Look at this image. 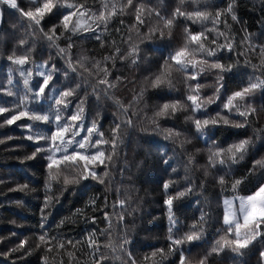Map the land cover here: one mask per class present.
<instances>
[{
    "label": "trees",
    "instance_id": "obj_1",
    "mask_svg": "<svg viewBox=\"0 0 264 264\" xmlns=\"http://www.w3.org/2000/svg\"><path fill=\"white\" fill-rule=\"evenodd\" d=\"M64 2V0H61ZM68 3L83 5L79 11L85 15L81 18L82 23L91 26L97 34L101 35L103 47L101 43L90 36L88 32H82L79 35L73 36L71 43L73 44L71 54L73 61L78 56L83 55L95 60H100L105 55H112L115 48L112 42L115 41V47L120 48V53L127 51L130 44L138 45L137 63L132 64L131 58L123 61L117 59L115 67L112 63H108L111 75L109 80L114 81L116 77L121 80L114 89V94L124 104H129L134 94L140 92L141 87L144 88V95L138 104H135L136 115L132 116L129 112V117L132 119V125L127 128L122 126L123 143L118 149V156L115 158L114 165H110L111 183L106 178L105 185L110 189L105 193V185H98L89 180L78 185H69L67 189L62 191V194L57 190L54 195H59L58 202L48 209V219L45 231H48L50 236L71 240L73 243L82 241L84 237L91 231L95 230L99 237V243L103 245L106 242V237L100 235V230L107 227V223L103 219V211L101 206L105 195L108 199V207L103 209L112 215L111 205L117 199V189L120 190L121 198L125 189L130 190L132 200L129 202V211L131 215L125 214L122 223H118L113 217V227L115 232L113 235L123 233L127 230L128 239L131 243L128 245V250L139 261L140 257L145 253H150L156 248H165L167 250L166 235H167V217L166 209L163 201L166 198L165 191L162 188V182L165 180L174 181L170 184L168 195L175 196L179 191H183L189 187L186 180H191V191L184 197L173 201V213L177 220V227L180 233L183 234L189 230V225L198 221L201 211L207 214L206 223L204 225L206 234L204 243L198 248H192L191 257L193 264L199 260L200 256L211 246L214 239L218 238L217 230L222 227L223 206L222 200L225 196L233 195L230 182L233 178H239L246 174L251 167L252 156L259 158L264 155V140H256L253 134V128L264 126V93L256 91L251 97L245 98V103L250 104L257 109L256 115L259 117L251 126H246L245 129L230 128L216 132L214 139L225 143H233L238 139L252 138L254 147H250L249 155L244 161L232 166V175L225 176L228 186L222 191L220 186L213 178L216 175H223L224 172H217L215 169L209 168V175H204L205 166L207 165L206 144L202 142L195 134V129L190 122L185 121V116L191 115V109L186 108L183 112H177L172 116L161 117L158 121L161 128H174L183 133L181 139H185L187 143L183 148L178 143L166 140L163 135L152 131L154 127L149 119L153 113L158 110V106L170 100L184 101L186 87L194 82L185 81V73L177 71L173 67L171 71L172 88L164 87L163 89H154L150 86L151 79L154 74L158 73L160 65L163 64V58L168 55L169 50H174L183 46L184 36L183 29L187 26L192 31H202L198 24L188 22L186 25L182 22H177L169 37L167 31L165 38L161 40L159 33L152 35L150 40H145L144 37L149 35V28L158 25V20L153 12L148 14L147 9H154L159 12L160 16L167 17L170 11L177 6L178 0H133V5L143 4L145 6L143 13V25L139 26V33L135 30L129 32V28L136 23L135 9L129 6L124 14L117 15L109 22L107 30L104 25H98L92 16L93 13L99 14L101 10V0H66ZM118 4L126 3V0H115ZM19 7L25 11L40 7L43 0L38 3H33L31 0H17ZM238 9L237 16L239 23H234L229 18L228 23L235 35L236 42L243 35L241 28H246L249 33H260L264 25L261 20L264 19V12L261 9L260 0H237ZM186 8L182 10L191 11L193 5L185 0ZM255 8V10H253ZM212 9L209 8V11ZM53 13L46 14L41 20L40 27L47 32L53 26L57 28V35L60 34L59 17ZM76 17H73V21ZM123 21V23H121ZM208 28L212 25L207 24ZM223 30V26H220ZM116 29H119L117 32ZM31 33H34L32 35ZM68 34L65 33V36ZM65 36L56 42L61 48L67 46L68 40ZM131 37V39H129ZM24 39L25 45H19L18 40ZM212 36H208L210 41ZM34 41V43H33ZM222 39L217 43H222ZM254 43H262V40H255ZM206 47L209 45L206 43ZM31 48L29 63L25 65H14L7 60L9 55L15 53L16 56L26 54ZM193 49L190 47L189 51ZM242 49L237 48V52ZM237 52L224 53L221 56L222 63H234ZM219 55V54H218ZM195 59L199 60L202 57L196 54ZM207 59V57H203ZM252 63H259V58L256 55L249 56ZM48 62V67L55 65L56 71L53 74V79L50 81V87L46 88V93L51 97V87H59L63 90L68 84L63 76L64 59L58 54L56 48L45 40L42 34L35 28L27 27V20L21 19L16 9L8 6H3V18L0 19V85L6 89L8 72L12 70V79L15 87L9 90L13 93L22 94L23 78L20 77L19 71H27L31 69L32 78L30 86L35 85L41 78L37 75L38 69L36 65ZM243 63V57H241ZM86 67L91 68L88 64ZM191 74V70L188 75ZM259 75V72L256 73ZM252 75V70L248 69V75L243 77L241 82L240 75L225 77L227 81L225 89L239 90L241 87L247 86L248 76ZM89 85L94 83V79L87 77ZM196 81L203 87L200 90V96L203 98L212 97L216 88V73L214 70L205 71L196 77ZM19 89V92H18ZM81 89L78 91V96H83L86 91L89 95L85 108L84 125L90 126L92 119L96 118L100 126V130L108 137V129L113 126L114 117H119L121 114L110 100L103 98V93L99 95L101 99L97 106L96 97L92 94L91 86L85 87L81 83ZM35 91V88L33 89ZM223 91V90H222ZM230 94V92H229ZM14 96L6 95L5 91H0V106L7 108L12 107ZM31 99V98H30ZM71 99V98H69ZM78 100L72 99L70 109H74ZM49 100L43 96L39 101H32L30 108L35 105H42L44 110L49 107ZM219 101L208 105V111L213 113L218 110ZM40 111L39 108H36ZM99 112L97 118L95 113ZM70 114V113H69ZM9 114H0V125H3V119ZM199 118V117H197ZM251 119V117H250ZM24 120L17 121L12 125L0 126V253H6L9 249L15 247L21 240L27 238V243L24 248L18 252L11 253L8 256L0 255V264H42V257L45 256L43 246L37 248L38 243L36 237L41 234L39 227L40 212L44 199V169L41 161L24 160L26 155H29L34 149L31 142L26 140V136L30 133L23 126ZM39 131H47L46 128L35 129ZM86 135V132H81V136ZM9 137L11 139H9ZM199 150V151H197ZM107 153V150H105ZM192 157V163H188V157ZM169 158H171L169 160ZM163 160H168L169 165L163 163ZM173 169L176 171L173 172ZM187 169V170H186ZM103 170V166L97 169L98 173ZM227 169H225L226 171ZM260 178V173L251 176L248 182L240 185L238 194H248V189H251L256 181ZM203 182V186H201ZM28 183L33 191L21 192L13 191L17 184ZM55 189V186H54ZM99 196L97 200V209L94 211L91 208L85 209V204L90 196ZM17 202H20L19 204ZM77 209H84L83 215H76ZM132 209H136L132 211ZM119 210V206H117ZM95 216L96 221L93 222L88 217ZM68 218L65 223L59 228L57 225L61 220ZM15 233V235H12ZM219 234H223L222 232ZM231 238V237H230ZM187 247V246H185ZM31 249V253L27 251ZM66 251L74 252V259L70 260L65 254V250L61 251L60 256L55 252L49 253V260H63V264H85L88 259V248L83 245H77L76 249L67 247ZM101 251L105 249L101 248ZM264 251V247L259 244L252 248L243 257L234 258V254L230 251H225L220 256H210L208 264H258L260 260V252ZM186 257L189 253L185 252ZM110 264H120L119 261L112 260L109 254ZM126 259V257H124ZM178 256L167 257L164 264H172ZM264 264V261H261Z\"/></svg>",
    "mask_w": 264,
    "mask_h": 264
},
{
    "label": "snow or ice",
    "instance_id": "obj_2",
    "mask_svg": "<svg viewBox=\"0 0 264 264\" xmlns=\"http://www.w3.org/2000/svg\"><path fill=\"white\" fill-rule=\"evenodd\" d=\"M31 2L38 3L39 0H31ZM252 2L255 4V0H252ZM188 3L193 5V10H182L186 8L185 0H178L177 6L170 11V15L167 17L160 16L159 12L154 9H147L149 15L155 12L159 23L157 26L149 28V35L144 37L145 40H150L155 33H159V38L163 40L166 31L170 37L174 24L177 22H182L185 25L191 22L194 25H200L202 28V31H192L187 26L184 27L183 46L169 50L168 55L163 58V64L160 65L158 73L154 74V78L150 82V86L154 89L172 88L170 77L171 71L175 67L177 71L186 74V82L189 80L194 82L186 87L184 101L175 99L165 102L159 105L158 110L148 119L154 126L152 131L160 133L166 140L178 143L183 148L184 144L187 143L185 139H181L183 133L174 128H161L158 121L161 117L172 116L190 107L192 114L185 116V121L191 123L196 136L206 144L207 165L205 166L204 175L206 177L209 175V168L215 169L217 172L223 171V175L213 177L223 191L229 184L225 176H231L232 166L245 160V157L249 155L250 147H254V141L252 138H245L238 139L233 143H225L213 137L216 132L221 130L230 128L245 129L246 126H251L259 118L256 115L257 109L244 101L246 97H251L258 90L264 93V42L259 44L253 42L255 40L264 41V27H262L260 33H249L246 28L242 27L243 35L239 44H237L235 35L228 23L229 18L232 22L239 23L236 14L238 9L237 0H188ZM260 3V10L264 12V0H260ZM3 6L16 9L22 20L26 18L27 27L35 28L50 45L56 48L58 54L64 59L63 76L68 84L73 85L72 87L65 85L63 90L59 87H51L52 95L49 97L46 88L50 87L53 74L58 70L55 65L49 68L47 61L36 65L37 75L41 80H38L35 85L30 86L31 69L26 72L19 71L20 77L23 78L22 94L13 93L9 90L16 86L13 83L11 69L8 72V88L6 89L3 85H0V91H5L6 95L15 97L11 108L0 106V114H9L3 119V125H12L26 118L23 126L30 133L26 136V140L31 142L34 150L26 155L24 160H39L44 169V199L39 209L41 234L36 237L38 241L36 247L43 246L45 251L42 264H63L62 259L49 260L48 258V254L53 252L60 256L62 250H65V254L70 260L74 259V252L66 251V249L67 247L76 249L79 244L85 245L89 250L85 264H110L109 254L112 260L119 261L120 264H164L167 257L174 254L178 256V259L173 261L172 264H193L191 250L200 247L204 243L206 234L204 225L207 214L201 211L198 221L189 225L187 232L180 233L173 213V201L184 197L191 191V180L187 177L189 187L177 192L175 196L167 194L170 184H173L174 181L165 180L162 182V188L166 196L163 203L167 206V250L165 248L153 249L150 253L143 254L139 261L128 250L131 241L128 239L127 230L113 235L115 232L113 217L118 223H122L125 214L131 215L129 202L132 200V196L129 194L130 190L128 189H125L123 198H121L120 190H116L117 199L111 205L112 215L103 210L108 207L107 195L104 197L101 210L107 227L100 230V235L106 237V242L103 245L98 242L99 237L95 230L89 232L82 241H76L75 243L71 240L50 236L49 232L45 231L49 214L48 209L59 200V195H54V191L58 190L62 194V191L67 189L69 185H78L89 180L98 185H105L107 178L108 182L111 183L110 165H114L115 158L118 156V149L123 143L122 126L127 128L132 125L129 112L132 116L136 115L133 106L139 103L145 90L141 87L140 92L133 95L129 104H124L114 94V89L121 78L116 77L114 81L109 80L111 73L108 63L111 62L112 67H115L117 59L123 61L131 58L132 64H136L138 45L130 44L127 51L121 54L120 48L115 47V41H113L112 45L115 51L112 55H105L100 60L80 55L74 62L71 54L73 47L71 39L73 36L88 32L103 47L101 35L92 30L90 25L82 23L81 18L85 13L79 11V9L83 5L68 3L66 0L64 2H61V0H43L40 7L25 11L19 7L17 0H0V19L3 18ZM129 6L135 9L136 20V23L129 28V32L135 30L138 34L139 26L143 25L144 22L145 6L143 4L133 5V0H126V3L123 4H118L115 0H101L99 14L93 13L92 16L98 22V27L104 25L105 30H107L112 18L117 15L122 16ZM209 8L212 10L209 11ZM53 9H56L54 14L59 17V35H57L56 26H53L47 32L40 27L41 20L46 14L53 13ZM73 17H76L74 21ZM209 23L212 25L211 28L207 27ZM261 24L264 25V19L261 20ZM221 25L223 30L220 28ZM116 31L118 32L119 29H116ZM65 33L68 35L65 36ZM31 34L34 35V33ZM209 35L212 36L210 41L208 40ZM61 36H65L68 40L67 46L64 48L56 43ZM221 39L223 42L217 43ZM25 43L24 39L18 40L19 45H25ZM206 43L209 45L208 47L205 46ZM190 47L193 49L192 51H189ZM237 48L242 50L237 52ZM31 51L32 49L29 48L26 54L20 56L13 53L7 57V60L14 65H25L29 63ZM233 52H237L234 63L221 62V56L224 53L231 55ZM196 54H199L202 58L195 59ZM251 55L258 56L259 63H252L249 59ZM203 57H207V59ZM241 57H243V63H241ZM88 64L91 65V68L86 67ZM249 68L252 70V75L248 76L246 87H241L239 90L225 89L227 83L225 77L240 75L243 83V77L248 75ZM190 70L191 74L188 75ZM206 70L215 71L216 88L212 97L203 98L200 96V90L203 86L196 81V77ZM257 72H259V75L256 74ZM85 73L87 77L94 79V83L89 85ZM81 83L85 87L91 86L92 94L96 97L97 106H99L101 99L99 93L102 92L103 98L110 100L121 114L119 117H114L113 126L108 129V137L100 130L96 118L91 120L90 126L86 127L84 125V106L89 94L85 91L83 96H78V91L82 90ZM42 96L50 102L47 110H44L43 106L38 104L32 108L29 107L33 100L39 101ZM72 99L78 100L74 109H70ZM216 101H219L218 110L213 114L208 111V105ZM36 108H39L40 111H37ZM261 110L264 111V107ZM95 116L99 118L100 113L96 112ZM34 127L35 129L46 128L47 131L34 130ZM252 130L256 140H264V126ZM82 131L86 132V135L81 136ZM9 139L11 138L9 137ZM0 143H4V141L0 140ZM105 150H107V153ZM162 162L171 166L168 160ZM188 163H192L191 156L188 157ZM101 166H103V170L98 173L97 169ZM225 169L227 170L225 171ZM175 171L173 169V172ZM257 172L260 173V178L251 189H248V194H238L240 185L248 182L249 177L255 176ZM201 186H203V182ZM230 188L233 195L225 196L222 200V227L217 230L218 238L213 240L211 246L195 264H208L210 256H220L226 250L233 253L234 258H240L252 248H255L257 244L264 247V155H260L259 158L253 155L251 167L244 176L231 179ZM12 190L33 191L28 183L17 184L16 188ZM109 190L105 185V193ZM99 198L95 195L90 196L85 204V209L91 208L95 211L98 207L97 200ZM117 206H119V210H117ZM135 210L132 209V211ZM75 214L83 215L84 209H77ZM67 219L61 220L57 227L62 226ZM88 219L93 222L96 221L95 216L88 217ZM221 232L222 235L219 234ZM12 235H15V233ZM2 240L3 238H0V241ZM26 243L27 238L21 240L18 245L9 249L8 252L0 253V255L8 256L11 253L18 252L24 248ZM101 248L105 251H101ZM27 251L29 254L31 253V249H27ZM186 251L189 253L187 257L185 255ZM261 261H264V251L260 252L258 264H261Z\"/></svg>",
    "mask_w": 264,
    "mask_h": 264
}]
</instances>
